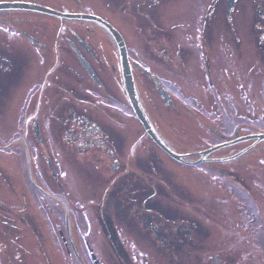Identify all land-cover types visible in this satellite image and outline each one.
<instances>
[{
  "label": "flooded vegetation",
  "instance_id": "af4514ba",
  "mask_svg": "<svg viewBox=\"0 0 264 264\" xmlns=\"http://www.w3.org/2000/svg\"><path fill=\"white\" fill-rule=\"evenodd\" d=\"M231 2L0 0V195L9 199L0 200V208L15 214L9 219L36 214L33 205L43 207L44 195L51 196L59 203L57 218L68 228V238L60 240L66 250L74 246L79 264H93L89 252L93 236L103 243L104 252L109 250L107 240L115 237L117 255L125 254L124 248H141L143 239L151 250L156 246L184 257V248L194 246L190 226L202 264H224L226 256L234 261L238 225L251 230L248 236L264 261V175L253 173L252 166L253 153L259 156L264 142L253 147L256 140L250 138L263 132L250 123L255 95L251 74L241 72L240 66L242 61L251 63L257 49L264 50V0H235L228 10ZM19 4L31 9L12 8ZM41 7L94 16L119 33L152 128L164 146L188 164L168 156L133 113L119 50L108 30L100 23L44 14ZM222 34L229 46L223 56ZM86 77L96 90L77 83ZM108 80L117 85L120 81L121 86L110 88ZM110 113L128 122L129 128L107 127L108 121L120 123ZM194 138L201 143L191 146ZM221 144L226 145L201 155ZM64 157L74 162V168L96 169L114 180L99 205L93 206L100 211L96 218L102 232L92 230L91 207L73 214L65 204L53 164V159ZM45 163L55 185L45 177ZM184 176L196 179L195 191L184 185ZM111 198L127 226L117 233L107 226L104 213ZM233 200L243 224H236L235 218L229 221V211L219 207ZM18 204L20 213L6 206ZM53 213L49 211L50 219ZM78 223L89 226V232H78ZM72 226L84 242L83 256Z\"/></svg>",
  "mask_w": 264,
  "mask_h": 264
},
{
  "label": "rangeland",
  "instance_id": "374dc122",
  "mask_svg": "<svg viewBox=\"0 0 264 264\" xmlns=\"http://www.w3.org/2000/svg\"><path fill=\"white\" fill-rule=\"evenodd\" d=\"M224 36L225 35L223 34L221 35V56H223V52L227 51L229 48L228 41ZM253 40L256 42L255 38H253ZM257 51L258 52L253 55L251 63L242 61L240 62V66L242 69L241 72H248L251 74V88L253 91V95H255L254 97H252L250 102L252 111L250 123L253 126L254 130L264 133V50L257 49ZM77 83H82L83 87H91L93 90L97 89L92 81L87 77L86 80L77 79ZM106 83L109 84L110 88L114 89H119L118 87L121 86L120 81V86L115 83L113 84V82L110 80H108V82ZM110 114L115 116L113 113ZM117 118L118 117L115 116V119ZM98 120L102 121L101 118H99ZM118 120L120 122L118 125L117 123L115 124L114 122L108 121L107 127L111 128V130L114 129L115 131H117L118 129V131H120L121 129L126 130V127L129 128L128 122H126L124 119L118 118ZM113 135L118 136L117 133ZM191 141L193 142L191 146H193L196 142L201 143L199 138L190 140V143ZM200 145L201 144H198L197 146ZM257 145L258 144H254V146ZM257 154L259 156L255 157L256 154L255 152L253 153L254 158H256L255 161H252V166H254L253 173H261L264 175V151ZM53 162L59 175L64 196L67 198L65 204L73 214L76 212L79 213V211H84L90 207L93 210V206L97 207L99 205L98 203L101 199L103 191L107 188L108 185L114 183V180H112L110 176L105 175L96 169L89 171L86 168H74V162L69 158L66 159V157H64V160L62 161L59 159H53ZM44 168L45 177L51 183L49 184L55 185L53 177L51 176L46 163L44 164ZM188 173L191 174L192 172L189 171ZM187 183L190 185L192 191H195V189H197L196 179L189 181L188 177L184 176V185H187ZM46 190L48 191V189ZM55 190L59 191L57 189ZM115 191H117L118 193V190L115 189ZM187 191L189 190L187 189ZM3 194L4 193L0 195V200H3L5 202L9 201V199H6ZM51 194L59 197L62 200L65 199L60 194L57 195L53 192ZM189 194L192 196L195 195V193ZM189 194L185 193V195L187 196H190ZM44 199L47 204L45 203L43 207L37 208L35 205H33V208L31 207L34 211L37 212L36 214H31L29 212L27 215L26 213H23L21 216L16 217L15 221H11L9 219V217L14 216L15 214H11L12 212L8 209L0 208V214L2 216L0 217V264H79L77 261V256L73 250L74 246L72 245L70 247L72 248L71 250H69L68 248L66 250V247L60 240L61 234L59 232V229L62 231V236L65 235V238L67 239L68 228H65V221L63 219L57 218L56 210L57 207H59L57 206V204L59 205V203L52 199L51 196L44 195ZM110 201L112 202V204L106 209L109 211H104L105 216L107 217V226H109L116 233L121 232L122 227L125 229V227L127 226H125L122 220L118 218L119 215L117 213V210L115 209L116 205H114L116 200L114 198H111ZM220 205L222 209L225 206V211H229V221H232L235 218L236 224H243V222L241 221L244 220L242 219V214H240L241 211L239 209V205L234 200L226 204L219 203V207ZM6 206L12 208V210H16L19 213L21 212V206H19V204L15 208L11 205ZM50 210H54L55 212L52 215V219L49 218ZM93 211L94 220H92L91 223L92 230L94 229L96 230V232H102L104 228L99 224L98 218H96L97 213L99 214L100 211L99 209H94ZM231 211H233L234 213H230ZM238 226H236V254L234 257V261L231 262V260H229V258L226 256L224 257V264H264L260 251L254 249L252 239L248 236V232H250L251 230H246L245 227L241 228L240 226ZM193 228V226H190L189 232L193 235L192 238H194V246H191L190 244L187 248H184V257L174 256L171 253H166L165 250L160 251V249L154 246V244V250H151L147 246L149 242H146L143 239L139 241L141 248H130V251H126V249L124 248L125 254L122 255H117L118 252L115 251V249L119 246V243L115 237H113L112 241L110 242H108L107 240V244L109 247L108 252L102 251L101 244L103 243L97 242L98 239H96L95 236H93V240H89V243L93 248L96 249L95 254L100 260L101 264H182V262L184 264H202V262L200 261V257H198L196 253L195 244L197 243V241H195V230H193ZM89 230V226L78 223V232L84 233L89 232ZM71 233L75 239L78 252L83 256L84 242L79 241L73 226L71 228ZM95 241L98 244H96ZM68 252L69 254H72V258H69ZM244 253H246L247 256H245Z\"/></svg>",
  "mask_w": 264,
  "mask_h": 264
},
{
  "label": "water",
  "instance_id": "95a60500",
  "mask_svg": "<svg viewBox=\"0 0 264 264\" xmlns=\"http://www.w3.org/2000/svg\"><path fill=\"white\" fill-rule=\"evenodd\" d=\"M234 2H235V0H232V2L229 3L228 10H230L233 7ZM12 8L13 9H19V10H28V9H31V6L26 5V4H19V5H13ZM39 10L41 12H43L44 14L51 15V16L57 17V18H65V19H69V20H85V21H92V22L100 23L108 30V32L111 34L114 41L116 42L118 50H119L122 79H123V84H124V88H125L127 97L129 99L130 105H131L136 117L138 118V120L140 121L142 126L144 127L146 134L154 142H156V144L171 158H173L179 162L188 164V162L184 161L183 156H179V155L173 153L170 149H168L167 146H164V144L157 137V135H156L155 131L153 130L150 122L148 121V118H147L146 114L144 113L142 106H141V103H140V100L138 98V94H137V91L135 88L134 79H133V75H132L131 65H130L129 60H128L127 50H126L124 41H123L122 37L119 35V33L115 29H113L108 23H106V22L102 21L101 19L94 17V16L62 14V13H59V12H56L54 10L44 8V7H41V9H39ZM84 66H85L86 70L88 71V73L90 74V76L92 77V79L98 84V81H97L92 69L90 68V66H88L86 64ZM250 138L253 140H256V143L264 141V135H254ZM225 145L226 144L214 147V148L210 149L208 152H205L201 155H206L208 153H212V152L224 147ZM90 252L92 255V259L94 260V263L100 264V262L97 260L96 256L94 255L93 251L90 250Z\"/></svg>",
  "mask_w": 264,
  "mask_h": 264
}]
</instances>
